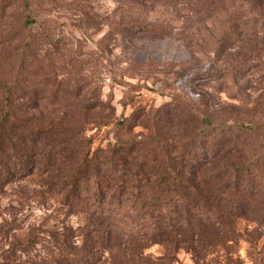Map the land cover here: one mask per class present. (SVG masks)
<instances>
[{"label": "rangeland", "instance_id": "374dc122", "mask_svg": "<svg viewBox=\"0 0 264 264\" xmlns=\"http://www.w3.org/2000/svg\"><path fill=\"white\" fill-rule=\"evenodd\" d=\"M173 8L179 5H164L162 0H0V77L15 79L17 93L30 94L35 113H41L45 123L52 119L55 126H65L69 111L64 110L72 109L69 105L78 98L81 103L96 102L95 123L85 127L91 150L127 145L140 149L136 158L149 162L165 161V150L176 161L192 158L204 144L209 147L213 126L233 118L255 122L263 116L262 109L253 107L264 86V46L258 50L257 42L238 44L233 49H251L247 71L233 80L207 79L205 72L224 64L212 51L224 12L216 11L215 20L197 29L193 13L181 8L190 13L186 21ZM27 18L32 22L26 23ZM198 115H209L213 124L202 125ZM159 173L158 166L149 170L152 178ZM125 189L122 200L108 206L140 208L141 201L125 200L138 188ZM158 190L154 186L150 192ZM36 197L29 198L21 212L36 226L42 223L34 236L36 248L41 249V240L48 237L43 229L81 226L77 210L84 203L68 212L58 194ZM7 200L0 197L1 207ZM96 205L86 204L93 209ZM175 206L180 211L182 202ZM185 223L175 222L174 228L184 230ZM238 227L241 231L233 242L210 241L203 254L198 253L200 242L167 236L172 228L163 220L165 234L148 241V264H264V218L259 223L240 220ZM153 232L147 228L148 234Z\"/></svg>", "mask_w": 264, "mask_h": 264}, {"label": "trees", "instance_id": "16d2710c", "mask_svg": "<svg viewBox=\"0 0 264 264\" xmlns=\"http://www.w3.org/2000/svg\"><path fill=\"white\" fill-rule=\"evenodd\" d=\"M162 3L179 5L173 11L186 21L190 13L181 12V8L189 10L197 29L207 27V20H215L216 11L224 12L223 29L212 50L224 64L205 72V78L233 80L237 73L247 71L252 52L233 49L238 44L244 47V43L257 42L258 50L263 49L264 0ZM17 90L15 79L0 77V197H8L2 207L0 203V264H148V241L165 234L163 220L172 228L167 236L176 241L182 236L196 240L201 243L198 253L203 254L210 241L233 242L241 231L240 220H263L264 86L253 107L254 111L263 110L260 120H224L219 127L210 128L213 136L209 147L204 144L196 155L182 161L168 156L171 152L165 150L167 159L163 162L136 158L140 149L127 145L91 150L85 127L95 123L96 102L81 103L78 98L69 105L72 109L64 110L69 111L65 126H55L52 119L45 123L42 114L35 113L30 94ZM198 118L202 125L213 124L209 115ZM156 166L160 173L152 178L149 170ZM114 185L123 189L110 191ZM127 186L138 190L125 200L141 201L140 208L108 206L122 200ZM154 186L158 193L150 192ZM7 187L13 191L7 192ZM178 188L188 192H177ZM46 194L60 195L69 206L68 212L73 205H84L77 210L82 214L81 226L75 230L65 225L43 229L48 237L41 240L39 249L34 236L42 223L36 226L37 222L27 221L21 212L29 198H47ZM179 202L180 211L174 209ZM88 203H97L96 208L86 206ZM183 221L186 229L174 228L175 222L182 226ZM148 227L154 232L148 234Z\"/></svg>", "mask_w": 264, "mask_h": 264}]
</instances>
